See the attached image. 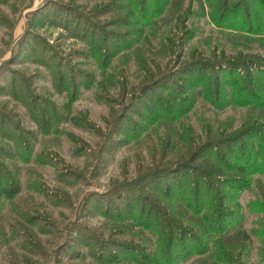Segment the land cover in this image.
<instances>
[{"label":"rangeland","instance_id":"374dc122","mask_svg":"<svg viewBox=\"0 0 264 264\" xmlns=\"http://www.w3.org/2000/svg\"><path fill=\"white\" fill-rule=\"evenodd\" d=\"M172 1L0 0V264H264V109L236 83L264 77L239 69L264 63L256 1ZM202 165L224 194L175 195Z\"/></svg>","mask_w":264,"mask_h":264},{"label":"trees","instance_id":"16d2710c","mask_svg":"<svg viewBox=\"0 0 264 264\" xmlns=\"http://www.w3.org/2000/svg\"><path fill=\"white\" fill-rule=\"evenodd\" d=\"M176 1L177 0L172 1L173 3H175V5H173L174 7H173L172 12L177 14L176 19H178L180 21L182 16H183V10L182 9L184 6V3H183L184 0H178V1H180V4H177ZM255 1L257 4L255 7L249 6L247 3H243V2L239 3V6H243V8H244L243 15L245 17V19L242 22V25H239V30L245 31V32L250 33V34H256L254 37L262 38L261 35H264V0H255ZM193 4H194V2L192 4H190L189 7L185 10L187 13V16L184 18V21L188 20V18L192 15L191 10H192ZM226 7H228V6H226ZM257 55L261 56L260 54L251 55L250 53H244V51L241 50L239 52V69H241L242 67L249 69V70H253V71L255 69L259 73L264 74V63L258 61V59L261 57H258ZM142 62L147 63V60L142 59ZM172 69H173V67L171 69H165L164 71H162L161 74H156L157 76H154L151 79L150 83H152V84L156 83L155 85L158 86V84L165 82L166 81L165 78L167 76H169V74L172 72ZM241 70H243V69H241ZM247 77H250V78H247ZM238 82H239V98H243V97H241V94L243 96H246L244 99L240 100L239 103L241 105H252L253 106V105L258 104V102H262L261 105H259V106L261 109H264V77H263L262 82H259L256 79V77H254L253 75L248 73L247 75L240 76L238 81H236V83L238 84ZM260 91H262V92H260ZM253 98L258 99L259 101L254 102ZM259 118L264 119V113H263V116H262V114H260V116H258L257 119H259ZM253 122L258 123L261 126H264V123H259V122H256L255 120ZM255 129H256V127L251 126L247 130L248 131L249 130L255 131ZM256 134H258V131ZM241 136H243V135L240 134L239 138ZM197 148L198 147L194 148L191 153L189 152V155L191 154L192 156H195V157L197 156L196 159L199 157L198 152H197ZM238 153H239V159L243 160V159H250L248 156L250 154H253V151H249L247 143H243L242 146H240ZM263 154H264V152H263ZM222 161H223V159H222ZM220 166H221L220 168L217 166H215V167L212 166V168H213L212 171L214 173L212 171H209L211 169H209L208 166H204V165H202V167H196L195 169L192 168L194 170L193 172H195V176L196 175L198 176L196 178L197 181L194 182L192 188H190L189 190L183 189L182 186H179L178 191L175 192L174 194L177 196H180V197H184V195H187V194H192V195H194V197L197 196L198 198H200L203 190L205 188H207L208 190H214V192L216 194H222L223 195L224 191H221L223 185H221V184L216 185L213 183L211 178H208L211 176H218V179H220V176L224 172L223 171L224 170L223 165H220ZM239 168H240V166H239ZM249 171H251V170H248V173H249ZM156 172H159L156 174L161 175L160 173H162V174H165L166 172L176 173L177 171L164 168V169L158 170ZM152 176H155V174ZM156 177H157V175L155 176V178ZM199 177H202V178H199ZM232 178L233 177H228L229 180ZM239 178L242 179L241 177H239ZM170 191H171V189H170ZM208 194L209 193H207L206 196H208ZM213 195H215V194H213ZM177 200H182V201L186 202V200H184V199H177ZM203 204L201 207L198 208L200 210L199 214L206 207ZM168 217H169V219H172L171 223H169L170 226H172L174 228L175 227L178 228V226L180 224L183 225V224H185V222H188V221H186V217L184 215H182L181 213L177 212L175 209H173L172 211L169 212ZM181 220L183 221V223H181ZM175 221H177L179 223H177ZM189 224H194V222L189 221ZM183 231H185V230H183ZM244 233L247 236V231H245V230L243 232L242 231H239V232L236 231L234 233L229 232V234L225 237L228 240V242L222 243V245L219 244L218 249H223L222 248V246H223L224 248H229L232 251V253H236L239 251V254H243L242 249L238 248V250H237V247H238L237 244H238V242H240L239 236L241 234H244Z\"/></svg>","mask_w":264,"mask_h":264}]
</instances>
